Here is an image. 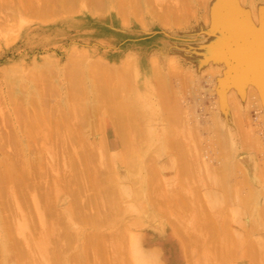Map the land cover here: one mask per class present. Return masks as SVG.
<instances>
[{
  "label": "rangeland",
  "instance_id": "1",
  "mask_svg": "<svg viewBox=\"0 0 264 264\" xmlns=\"http://www.w3.org/2000/svg\"><path fill=\"white\" fill-rule=\"evenodd\" d=\"M12 1L13 0L11 1L9 0V3L8 2L6 3V0L5 1L3 0L4 3L3 4L0 3L1 5L8 6V10L6 7L2 6L6 8L7 11L3 9L2 12L0 9L1 11L0 29L2 28V26L6 27V28L3 27L6 30H4L3 28L0 30V153L4 155L6 153L7 156H10V158L13 157L12 161L14 163L15 171L17 170V166L22 164V159L24 158L27 159V157L35 158V156L39 154H43V157L40 158L41 160L38 158V160L42 162H46L48 164V168H46L43 176L37 178L40 180L39 182L41 183L39 185L30 187L29 192H26L27 198L25 197V201L23 202L24 208L19 209V201L17 199H15V202H13V204L10 203L13 209V214L15 215V216L14 215L11 216L13 221H17L19 217H28V218L32 217L30 219L31 220L33 219L35 221L33 223L34 229L37 230L38 228L39 230V227L43 226L45 223L44 220H43L44 223L42 222V219H45V215L47 211L45 208L48 203L44 198H42L44 197L43 193L44 191L47 192L48 191L51 192L52 190L54 191V189L52 190L50 189L51 186L54 187V185H52L51 182L57 181L59 183L57 187L59 191L55 190L56 193L55 192L53 193V191L51 192L53 195L57 194L56 196H53L54 198L51 196L54 199V200L52 199L53 217L55 221H58V225L56 224L57 229L59 231L62 230L60 228L61 225L60 222L62 221L63 223L64 220L67 219L69 220V222H71V224L74 223L73 224L74 227L76 226L81 227L82 225L79 226L77 221L75 219L72 220V218L70 217L71 210L69 207L71 206V200L73 199V196L71 192L64 186L65 180L70 178L72 173L75 172V168L71 164H74V161L80 158L81 149H83L85 146H87L86 148H88L92 152V154L96 157V160L99 163H101L102 161H109V162L113 161L115 159V155L118 153L117 151L120 150L119 143H117L116 145L113 144L109 145L107 143V141L109 142V136L111 135L109 131L110 127L113 130L115 129V126L111 125L110 123L111 117L108 115H103L100 120L99 127L101 130L96 132V131H92L91 129L90 132L92 133L88 134L85 137L84 141L72 142L69 139V135L71 132H75L73 133L75 135L78 132L77 128H81V126L77 124L81 114L78 113L77 110L75 111V113L72 110L78 105L76 103L77 100L71 99L72 94H74L71 93L73 92L71 84L75 80L73 75L74 73L72 69H65L67 67L66 59L68 58L71 52L70 49L71 48L73 49V47L75 49L76 48L78 49L76 52V57H79L80 59L81 57H84L83 63H88L90 61L95 60L98 63L108 67H115V66L119 67L122 64L130 65V70H131L130 85L127 84L128 87L122 86L121 88L118 85L117 87L118 91L115 95H113L114 98L113 99L111 97L110 98L113 101L116 100L121 101L122 98L126 99V98H132L133 96H137L138 98L136 104L140 108L139 110L141 111V114L143 113L142 115L143 118H147V116L153 115V113L150 111L151 107L156 110V114L154 113V122L151 124V127L148 126V129L150 130V135H149L150 140L148 147L145 149L143 155L147 156L148 155L147 150L152 152L156 148L155 153L156 155L159 156L157 158L156 171L158 172L157 174L158 178L160 176V178L164 183L170 182V184H173L171 180L172 174L166 175V171H168L170 167L174 166V162L171 161L172 157L170 158V154H171L170 150L175 151L176 149L173 146L169 149L167 148L164 150H160V145L162 144V141L160 139L174 138V140L176 139L182 140L183 144L185 145L184 146L185 152L189 154L187 156L188 158H185L186 161L187 159L188 160L191 159L189 160L190 163V161L198 159V161H202V162L209 161V163L214 165L215 167L214 172H212V175L214 173L213 177L211 176V174L210 176L208 175L211 172L206 174L207 176H209L208 179H210V177L215 178L213 181H215L218 185L219 182V180H217L218 176L220 175L223 176L224 173L223 171L221 172V170L219 171L217 169V166L221 164V161H223V159H221L222 157L219 158L220 154L216 153L217 146L214 143L215 140L214 138L218 133L216 129L228 128L229 129L228 133L230 135L229 139L232 142V145L234 144L231 147V151L234 149V151L231 154L233 155L232 158L233 159L235 158L236 160H238V156H241V159L243 158L242 164L244 165L246 173H248L247 178L249 180L248 186H245L246 184L244 185V183L241 184L244 186V188L242 187L243 190L241 188L242 193L239 192L240 187L238 188L237 186H240V184L238 183H242L245 180L238 182L237 179L241 180L240 173H238L241 170L240 169L238 170V168L234 169L230 174L231 176L228 175L227 177L226 175V179L228 178L230 180H236L233 181L235 182L234 185L232 186L233 189L232 187H230L231 185L229 186V191L230 188L231 190H234V187L235 188L237 187L239 191L237 190V192H235L236 190H234V192L237 193V195H239L240 198H242L240 195L244 194V191L248 192V190H246L248 189L247 187H250L249 191L251 189V192L252 190H254L253 191L254 193L252 192L254 194V197L253 196L249 197L252 199L248 201V205L247 203L244 202V204H246L250 208V210L249 208L248 210L251 211L252 213H254L255 211L257 212L258 208H260L259 207L260 204L261 207L264 205V197H258L261 196L262 194H263L262 196H264L263 193L264 189L263 191L260 189V187L264 186L263 185L264 179L263 178L262 180L260 179L262 177L261 173H263L264 175V83H257L254 80L247 82L248 80L245 79H241L240 81L237 80L238 82L236 81V82L228 83L226 86H221L220 83L221 79L224 78L225 75L228 76L229 78L230 77L233 78L230 79L229 81L235 80L234 79L236 78L235 75H237L239 71H237V68L235 67H233V69L231 70L230 67L234 66L237 60L245 58L244 59L245 61L250 62L247 59L251 58L255 64L260 62H262V65L264 64V58L260 60L261 58H259V56L255 58L249 57L247 55L244 56L242 52V50L244 51L247 49V44L253 42L254 40L264 41V0H232L234 2V10H233L234 17L232 21L224 24H216L211 22L210 21L211 14L209 12H208V19H204L203 18L204 9L200 5H198L195 7L196 8L195 10L197 11L195 14L189 13L190 15L194 14L193 16L187 15L188 16L187 20L185 18L187 16L182 17L185 18L184 20L180 18L183 20V22L180 19L178 20L182 22V24L177 23L176 25L178 26H175L174 23L175 19H173L174 21H171L172 19H170L169 23L166 22L168 20L165 21L163 19L167 25L164 26L162 25L164 21L160 22L162 20L159 19L157 20V18H155L152 14L153 10L154 12H156L157 10L161 11L163 9V5L165 4L164 2L171 0H150L148 5L144 3L143 4L144 6L142 5L143 7H140L139 10L141 13L140 15L137 13L134 14L136 11L132 7H129L124 10L125 12H127L126 14H124V16L126 15V17H124L125 19H121L122 17L120 16V13L118 12V10H116V7L112 5H110L105 10H96L95 14L92 15V13H90L87 9H85V4L80 3V5L75 11L66 12L64 14L61 13V15L60 14H50L49 16L46 15V17L47 16L49 17L46 18V20L41 19V17H37L36 15H35L36 17H34L33 15H30L29 12H25V11H21V12L16 11L18 15L17 13H14L16 15L12 14L13 17L12 15L10 17V14H8L9 11L10 13L11 10L12 12H15L13 11L15 9L10 4ZM19 1L22 2L23 0H19ZM30 1L33 2V0ZM39 1L40 0H38V2ZM24 2H26V0H24L22 3ZM152 8L154 9L152 10ZM252 13H255L256 17H254ZM127 17H129L128 18L129 21H127ZM178 21L176 20L175 22ZM1 22H5L3 23L4 25H2ZM123 28L126 30H124ZM230 32L234 40L228 38ZM79 52L81 54L77 56ZM76 57L74 59H76ZM48 61H50L49 64H47ZM153 61H157L162 71L166 72L168 75H170L168 73L170 71L169 62L171 61L175 62L177 63L178 66L181 67L183 71L181 75L183 76V78L181 76L180 85H179L180 88L182 89L181 98L179 99L180 102L177 100V93L173 89H171L172 90L171 92L167 93L168 98L171 100V105L177 107L178 110L174 111L169 109L168 110L169 113H167V111L163 112L164 110L161 109V104L156 102V100L159 99V97L157 96L155 98V91L153 93L150 92L151 82H152L151 76L149 78V81L146 76L145 77L143 76L145 74L144 73L145 69H148V66ZM50 64H52L53 66H51ZM45 65L46 66L49 65V68L47 67L45 68ZM96 72H98V70L95 68V66H90L89 68L86 69L81 64V69L79 74L83 76V79L86 78L85 80L82 79V81L83 82L85 81V83L89 82V79L90 80L109 79V78H102L100 74ZM207 73H210V75L213 77L212 80L216 81V86L214 88L211 87L210 81H209L210 84L208 81H206L209 80L208 77L209 75ZM185 74H187L186 78H184ZM81 77H79L77 81L78 80L81 81ZM201 77H203V79H198ZM254 82L257 84L258 87L254 85ZM113 83L117 84L115 80L108 81V84L112 85ZM87 85L86 88H88ZM248 85H253L256 88V90H258V92L260 93V97H261L260 108H257L256 106L251 107L249 102H247V100H250V97L245 99L244 90ZM82 86L83 84H81V88L84 91ZM132 87L138 93H134L131 90ZM87 90L88 89H86V91ZM86 93H85L86 96H88V92ZM85 94L84 95L74 94V95L78 98L79 102L80 100L82 102L84 101ZM230 98H232L233 100L231 101V103H229L230 105L227 106L226 100H228L229 102ZM175 99L177 100L176 103H175ZM40 100L42 102H40ZM64 100L66 101V104ZM217 102H220V104H217ZM91 104L92 102H90V106ZM215 112H218L220 116H217L215 120H212V117L215 115ZM178 115H181L180 121L177 118ZM42 120H44V125H47V122H49L53 126V128H54L53 124H55L56 129L54 128L55 131H53L54 132L53 136H51L50 134L54 129L51 130V128L50 129L45 128L46 126H43V122L42 125L41 123H39ZM255 120H258L261 123V129L258 132V135L260 137L259 140H261V142L259 143L260 146L257 147V149L255 147L253 148L252 146H249L251 142L249 139L248 140L246 139L248 134L251 135L252 132L253 133L255 132L254 130H257ZM34 123L36 125L40 124V126H43L44 127L43 130L40 131L41 127L36 126ZM50 124H48L49 127ZM32 126H34V128ZM44 129H47L48 133H46L47 131L45 132ZM177 129H178L177 134L176 135L172 134V131L175 132ZM31 130L32 131L35 130V135L36 133L39 134L38 136L42 135V138L41 137H40L41 139L38 138L39 140L37 141L38 136L32 135L30 133ZM106 130H108L107 135H106ZM41 132H45L43 133L45 135H43ZM79 132L84 133L85 131L83 130V132L81 131ZM114 132L116 133L115 130L113 131V133ZM43 136H46L49 139H45V137ZM79 136H81V134H79ZM15 138H21V141L17 142ZM241 138L246 140V144H245L246 146L244 148H242L243 145H241L240 143ZM23 139L24 141H22ZM30 139H34V141ZM35 141H37V143ZM190 146L196 147L193 150L196 149L194 152L195 154H198V156L193 155V150L189 149ZM214 156H218V158H214ZM245 158H246V162H243ZM49 164L52 165L49 166ZM76 165H80V167L83 166V164L81 165L80 163ZM190 165H192V163ZM92 168L96 169L95 165H93ZM192 168L191 170L189 169V171H191L189 173L192 172L195 173L196 171L195 174L197 175V172L199 170L195 169L194 166ZM197 168H201L202 173L206 172L205 170H203L202 164L200 162H198ZM255 168L258 177H256L257 174L255 172ZM186 173L187 172H185V174ZM189 173L188 175L184 174L185 175L184 176L183 174H181L180 176L183 175L184 177L183 176L182 177L185 179L186 176H191ZM202 173H200L199 171V175ZM192 175L194 179L197 180L196 179L197 177H195L194 174ZM175 177L176 174L173 173V178L175 179ZM189 178L191 180H187V181H189V184L190 181H192V187H194L193 191L195 190L194 192L196 193L197 190L198 193L196 194L198 196V199H196L197 198L196 195H194L196 197H193V194H195L194 192L188 191L189 189L192 190L191 189L192 187L188 189L189 185L186 183L187 182L185 181L186 179L185 180L182 179V181L180 179V182L175 183L176 185L175 184L173 185L176 186V188H178L181 185L182 186L185 185L183 188L184 191L187 193H185L184 195L185 196L187 195L188 197V193L191 192V194L192 193L193 194L191 195L192 197L190 200L194 202L193 204L196 203V201L193 200L194 198L198 200V203L201 202L199 203V209H197V213H192V214H197L198 216L197 219L203 218L206 221H211L213 223L218 224L217 221L220 218L218 217L217 214L218 211L216 213L215 211L218 210V207L221 206L224 207V208L221 207L224 213L223 212L220 213L221 211L219 210L220 217L222 214L221 217L222 220L220 219L219 221H221L224 224L225 228L228 227L229 228L231 227V229L233 228L232 230L229 228L224 230L228 232V235L230 234L229 236L234 234L236 238L246 236L247 237L246 238L247 242H245L246 244H244V240L241 239L243 243L241 242L240 244L236 243L237 245L238 244L239 245L233 246L232 244L234 243L233 242L231 243V240L235 242V240H233L235 237L233 239L228 237L229 239L227 240L229 242L225 240L224 243L225 242H228L229 244L231 243L233 247H230L229 244L228 245L225 244L226 246H224V244L222 243L223 246L222 245L221 246L223 248L221 247V253L223 251V254L218 255V257L216 258L215 256H213L214 257L213 259H211V257L205 258V256L203 257V254L199 255V253H197L198 247H192L190 249L188 247L187 249L189 250H185L182 244V238L175 235L174 229L177 227L178 229H181L179 231L184 232L187 228H189L188 226H186L188 225V223L185 222V224H183L184 220H182L180 222L181 224L180 225L178 223L175 224V221L179 219L178 216L179 217L181 216L182 217V218L180 217L181 219H185V221H188V219L192 215L191 216L189 215L190 217L189 216L187 217L184 214L186 209H184L183 207L181 210H179V212L173 211L172 209L171 212L170 210L167 211L164 208V206L168 207L170 205L167 202L163 203L164 205H161V207H163L164 210H166L167 212H164V214H160V212L156 213L158 212L156 211L154 213V216L150 218L148 216H145L144 211H142V209L138 211L136 209L133 210L132 214L130 212L131 215L125 213L133 217L134 219L136 216H140L139 211L143 212L140 213L141 215L144 214L143 216H140L143 217L140 218L141 220L138 219L139 217H136V219H138V221L140 222L142 221L143 224L137 226L136 224H138L137 223L138 221H136L134 228L131 229L132 232L134 234H141V233L147 234L149 232L151 239L156 241L163 235L166 229L170 230L174 234L177 240L173 236L174 239L177 242L181 243L182 245L181 247H183L182 248L183 252L185 251L182 260L183 264H264V235H263L264 229L261 228L264 225V218H263L264 215L263 217L259 218V215L256 213L255 214L257 216L253 215L252 213H249L250 214L249 216L248 213L246 212V208L244 206H241L243 203L241 199H239V197H237L236 194H232L234 197L236 195L235 197L236 200L242 202L240 204L238 203L239 204L238 206L237 204L235 205L238 208L241 207L244 209L243 211V209L240 208L238 209L237 207H235V205H232L233 203H237V202H234V199L232 200L231 198L232 201L229 200V202H227V204L229 203V205L227 206L231 205L233 206V208H235L233 210L236 214L235 213L233 214L241 217L238 219L243 218L245 220H247L248 217L249 218L251 217V219L253 220L252 217L254 216L255 219L253 220V222L254 221L257 222L258 221L257 219H259L260 224L258 221L257 225L255 224L256 227L254 225V227L250 226L251 227L250 228L249 222L251 221L250 225H252L251 219L250 221L244 220L245 221L244 222L243 220L240 221L237 218H234L233 215H231V217L237 219V221L234 220V222L236 221L235 224L232 223L233 219L232 221L229 222L227 219L231 220L230 214H232L233 210L231 213L229 212L231 211L232 207L230 206L226 208L224 204L220 203L221 206L217 204L218 207L214 205L215 208L212 209L213 205L208 202L206 198L207 196L206 194L210 191V192H216L219 195L227 193L226 195L230 196V194L234 192L233 191L226 192L223 189L220 190L219 185L217 187L216 184H215L216 187L214 185H211V187H209L206 185L207 183L204 185L201 184L203 185L202 187L201 185L196 183L197 181H195L192 178V176ZM255 179H257V181H260L259 183L263 186L254 183ZM183 181H185V184H183ZM206 181H208L207 178ZM194 182L195 184H193ZM230 183L232 184V182ZM193 185H198L197 186L198 188L201 186L204 189L201 188L199 189L200 191H198V188ZM76 186L77 184L73 185V187ZM185 187L187 188V191ZM170 188L172 190V187ZM183 188L181 189L183 190ZM256 189H260L262 193L260 194V192L259 193L258 191L256 192ZM184 191H182V193L179 192V194L183 195ZM204 191L206 192V194ZM232 195L230 197H233ZM187 197L185 198L188 199ZM79 198L81 201H84L83 196H80ZM126 200L129 203L130 199L126 198L125 201ZM190 200L188 199L186 201H190ZM42 201H44V205L42 204ZM186 201H184L185 204L184 207H187L186 205L187 203L189 205V202ZM192 201L190 202L192 203ZM230 201L232 204H230ZM256 201L259 204L258 207ZM128 203L125 204L128 205ZM204 203L209 205L211 204L210 205L211 208H208L210 206L208 207L205 206ZM193 204L192 205L190 204V206H188L190 207V209H188L187 207L188 211H191L192 209L198 207ZM201 204L202 207L205 206L208 209H210V215L211 213L213 215L217 214L218 219L217 217L213 219L209 215V210L203 209L201 207ZM196 205L198 204L196 203ZM251 205L257 207V208L255 207V211L253 210L254 207L252 208L250 207ZM132 207H136V205ZM37 208L42 212L44 211L43 213L39 211L41 214H43V218L41 220L39 218L40 221L38 219L36 221V218L33 217V216L37 217L36 216L38 210ZM225 208L229 213V217L224 216L225 218H223V214L224 215L228 214L227 212L225 213ZM228 208L230 209V211ZM49 209H50V205H49ZM91 210L94 211V209ZM198 210L204 212L205 210H207L208 216L204 215L203 212V215L206 217H202L203 215H200L202 214V212L198 214L200 212ZM211 210H214L213 211L214 213ZM135 211H137L138 213ZM180 212L183 215H180L179 214ZM187 213L190 214L191 212H187ZM155 214H157L158 216L160 215V218L157 217ZM64 215H66L67 219L64 218ZM144 217L147 219H145ZM127 218H125V220H127ZM169 219L171 221V224L169 223L170 222ZM225 219L229 222V225L228 223H226L227 221L224 223ZM177 221L179 222L180 220ZM239 222H242L239 224L242 225L240 226L241 228L237 225ZM88 223L86 225H83L82 227L85 226L86 230H92L91 223L90 222ZM26 226H27V219H26ZM44 226L47 225L45 224ZM115 227L116 226L114 223L111 226L101 225V227H99V231L101 232L99 233H101L102 235L99 234L100 236L98 237V239L101 240L103 238V235L107 234L110 230L115 229ZM199 228L201 227L200 226L197 227L198 230ZM236 228L239 231V235L241 234V236H237L238 231L234 232L235 231L234 229ZM253 228H255L254 229L255 231H253ZM41 229L42 228H40L41 232L38 231L40 233V237L38 238H41V235L46 232ZM57 229L55 230L52 229L53 232L50 233L51 240H53L52 239L53 235L57 237L59 233L57 232L58 231ZM250 229H252V231ZM29 230L25 231V233L22 234L14 229L12 235L14 243L18 246H24V244L26 243L24 246L26 248L28 247V245L30 246L29 249L31 251L29 252H32V257H33L32 261H31L32 257L30 258V262H31L30 264H52L48 256L44 253V251L41 248L36 249L35 247L36 250L35 251L32 250L34 249L32 243L37 240V238H35V234L36 236L39 234H37V232L35 231V234H33L34 236L31 237H34V239L36 240L32 239L34 241L28 242V238L30 237L28 235H32L29 234L30 232ZM32 231L30 233H32ZM199 232L207 236L204 230ZM111 233L112 232L110 231V234ZM256 233H258V235H256ZM59 236H61L62 239L64 238L65 242L69 240V237H64V235H59ZM248 237L249 238L251 237V240H248L249 239ZM53 238L55 237L53 236ZM15 239L17 241H15ZM30 239L31 238H29V240ZM114 239H115L114 237L111 238V236H109L108 239L109 243L107 248L105 249L107 250L106 254L108 256H110L111 253L113 254L112 252L113 247L110 245V242H114ZM59 240L60 242H58V245L60 244V246H64L65 245L64 240H61V238ZM183 240H185V238H183ZM53 241L49 240L50 248L58 246L57 243L56 245L55 244L51 245ZM81 241H82V237L75 238L70 244V248L68 247L67 253L73 254L75 252V249H77L79 242ZM250 243L252 244V246L249 247ZM247 244H248L247 246L248 249L250 248L255 249L254 250L255 253L252 251L253 252L252 254L251 253H248V255L246 253L243 254L244 250L241 251V249L242 247H244V245L246 246ZM126 245L127 244L123 243V245H121L120 247V250L122 249L121 254L123 253L122 255L124 260H126L128 256L127 254L128 247H125ZM235 247H237L239 252ZM223 249L224 250L227 249L226 251L235 249L236 251L234 253H231L234 250H232L231 252L229 251L231 254L226 255L228 252L224 251ZM158 251H161V249H159ZM240 251L242 252L243 255L240 253ZM90 254L86 256L87 257L86 261L88 264L94 263L93 261L95 260L93 254H91V256ZM0 256L1 258L3 257L2 255ZM88 256L90 257L88 258ZM150 262L151 263L154 262L156 264L157 262H159V264H171L170 261L165 262L163 260H159L158 257H155V259H152V261L150 260ZM123 264H129V263L128 261L127 263L124 261Z\"/></svg>",
  "mask_w": 264,
  "mask_h": 264
},
{
  "label": "bare ground",
  "instance_id": "2",
  "mask_svg": "<svg viewBox=\"0 0 264 264\" xmlns=\"http://www.w3.org/2000/svg\"><path fill=\"white\" fill-rule=\"evenodd\" d=\"M7 2L9 3V0H6V3ZM22 2H20L19 0H13L10 3L12 5V7L15 9V10H13L15 12H12V10H11V13H10V11H9L8 14H10V17L12 14L17 13L16 11H20V12L25 11V12H29L30 15H33L34 17L37 16V17H41V19L46 20V18H49L48 16L50 14H60L61 15V13L64 14L66 12H73L78 8L80 3H84L85 9H87L90 13H92V15L95 14L96 10H105L110 5H112V6L116 7V10H118V12L120 13V16L122 17L121 19H125L124 17H126V15L124 16V14L127 13L124 11L125 9L132 7L136 11L134 14L137 13L140 15L141 14L139 11L140 7H143L144 3L148 5L150 0H40L39 2H38V0L37 1L33 0V2L30 0L29 1L26 0L27 3L26 2L22 3ZM0 3L3 4L4 3L3 0H0ZM164 3L165 4L163 5V9L161 11H158L155 8L157 11L154 12V10H153L154 8H152L153 16L155 18H157V20L158 19L162 20L160 22H163L164 20L165 21L168 20L166 22L169 23L170 19H172L171 21H174L173 19H175V21L176 20L178 21L180 18L187 16V15H190L189 13L195 14L197 12L195 10L196 9L195 7L198 5H200L204 9L203 18L208 19V12H209L211 14V20L210 21L213 23H216V24L229 23L230 21L233 20V17H234V12H233L234 2L232 0H174V1L171 0V1H166ZM1 4H0L1 11L3 9H5V11H7L8 6L1 5ZM6 5H8V4H6ZM11 5H9V6H11ZM2 6L6 7L7 10H6V8H4ZM149 6H150V4H149ZM1 11H0V13H1ZM252 14L254 17H256L255 13H252ZM14 15H16V14H14ZM17 15H18V13H17ZM46 15H48V16L46 17ZM193 15H190V16H193ZM12 17H13V15H12ZM128 18L129 17H127V21H129ZM185 18L187 20L188 16ZM185 18H182V19L184 20ZM2 19H4V18H2ZM182 19H180V20H182ZM183 20H182V22H183ZM165 21L162 24L164 26L166 25ZM175 21H174L175 26H178V25H176L177 23L182 24V22H180V21H178V22H175ZM3 23H5V22H1L2 25H4ZM3 27H5V26H2V28ZM5 28H3V29L6 30ZM14 28H15V26H14ZM124 28H126V27H124ZM124 30H126V29H124ZM228 38L234 40L231 32L229 33ZM71 49H70L71 52H70L68 58L66 59L67 60V62H66L67 67L65 68V69H72L73 73H74L73 75H74L75 80L71 84V87L73 90V92H71V93H74L76 95H78V94L84 95L86 92H88V96H86V94H87L86 93L85 97H84V101L81 102V100H80V102H79L78 98L74 94H72L71 99L77 100L76 103L78 104L72 110L74 111V113L77 110L78 113L81 114L80 119L77 122V124H79L81 126V128H77L78 132L75 130L77 132V134H75V135L73 134L75 132H71L69 135V139L72 142L84 141L85 137L88 134L92 133V132H90L91 129H92V131H96V132L101 130L99 127L100 120H101L103 115H108L111 117L110 123H111V125L115 126L114 130L116 131V133L115 132L113 133L114 130L109 126L110 127L109 131H110L111 135L109 136V142L107 141V143L109 145L110 144L116 145L117 143H119L120 144V150L117 151L118 153L115 155V159L113 161H111V162L102 161L101 163H99L96 160V157L92 154V152L88 148H86L87 146H85L83 148L84 150L81 149L80 158L78 160H75L74 164H71L75 168V172L72 173L70 178L65 180L64 186L71 192V194L73 196V199L71 200V206L69 207L71 210L70 217L72 218V220L75 219L77 221V223L79 224V226L86 225L88 222H90L92 230H86L85 226L84 227H82V226L81 227H77V226L74 227V225H73L74 223L71 224V222H69V220L67 219L66 215H64V218H66L67 220H64L63 223L61 221L60 222L61 225L59 223L60 228L62 229L60 231L57 229L58 221L54 220L53 212H52V205H53V200H54L53 196H56L57 194L53 195L51 192L53 191L52 189H54L53 193L54 192L56 193V191H59V189L57 188L59 183L57 181L51 182V184L54 185V187L53 186L50 187V185H49L50 189L52 190L51 192L50 191H48V192L44 191V193H43L44 197H42V198H44L46 200V202H48L46 208L44 207L47 210V211L45 210L46 215H47V216L45 215V219H42L43 214L40 213L42 211H40L38 208H37L38 210H37V214H36L37 217L33 216L34 218H36V221H37V219L39 220V218H40V220L42 219V222L44 220L45 223L44 222L43 223H44V225L46 224L47 226H44L43 223H42V225L44 227H47V228H44L43 226H41V227H39V230H38V228H37V230H35L34 224H33L35 221L33 219L32 220L30 219L32 217H30V218L19 217V219L17 221H13L12 217H11L14 215L11 204H13V202H15V199H17L19 201V209L24 208L23 202L25 201V197L27 195L26 192H29L30 187L35 186V185H39L41 183V182H39L40 180L37 178L40 176H43L46 168H48V164L46 162L40 161L41 160L40 158L43 157V154L36 155L35 158L27 157V159H25V158L22 159V164L17 166V170L15 171L14 170V163L12 161L13 157L10 158V156H7L6 153H5V155L0 153V232H1V235H0L1 236L0 237V255L3 256L2 258L0 256V264H30L31 263L30 258L32 257V252H29V251H31L29 249L30 246L28 245V247H27L29 249L28 250L26 247H24L26 243L24 244V246H18L14 243L13 237H12L14 229L17 232L22 233V234L25 233V231H28L29 229H30L29 231L31 232L33 229L34 232L33 231H32V233L29 232V234H32V235H28V236H30L29 238H31L30 240L28 238V242L36 240V239H34V237H31V236H34L33 234H35V231H36L37 234H39V235L36 236V234H35V238H37V240L32 243V246L34 248L32 250L35 251L36 249L41 248L44 251V253L48 256V258L50 259L52 264H88L86 261L87 260L86 256L88 254H90V252H91V254H93V256L95 258V260L93 261L94 263H92V264H123L124 261L126 263L128 261L129 264H148L150 262V260L152 261V259H155V257H158L159 260H163L165 262L170 261L171 264H183L182 260H183V254L185 251L183 252V249H182L183 247H181L182 246L181 243L176 241L177 240L176 237L174 236V234L170 230L164 229L165 231H164L163 235L159 239H157L156 241L151 239L149 232L147 234L146 233L145 234H142V233L141 234H134L131 230L132 228H134L136 221H138V219H140V218H143L140 216H143L144 214H145V216H148L150 218V217L154 216V213L156 211H158L156 213L160 212V214H164V212H167L168 210H170V212H171V209L173 211L179 212V210H181L182 207L184 209H186V211H185L186 213L191 212L190 214L189 213L186 214L184 212V214L187 217L189 215L190 216L192 215L191 217L189 216L190 218L188 219V221H185V219H181L182 218L181 216H180L181 218L178 216L179 219H177V220H180L179 222L177 220L175 221V224H177V223L180 224V222L182 220H184V223L182 222L183 224H185V222L188 223V225H186V226H188L189 228H187L185 230L186 233L184 230H183L184 232L179 231L181 229H178L177 227L174 229L175 235L182 238V244L184 246V249L189 250L192 247H198L197 253H199V255L203 254V257L204 256H205V258L211 257V259L214 258L213 256H215V258H216V257H218V255L223 254V251L221 253V247L223 246L222 243L224 244V246H226L229 244L228 243L229 241L227 239H229V238L233 239L234 237L236 238V236L234 234L231 235L233 237L229 236L230 234L228 235V232L226 230H224V229H228L229 227L225 228L224 224L221 221H219L222 217V214H221V217L219 216V214L222 212L224 213V211L222 210V208H224V207H222L220 205V203L224 204L227 208V207L231 206V205L227 206V205H229V203L227 204V202H229V200H231V198H232V200L234 199V202H237V203L232 204L231 203L232 200H231L230 204H232V205L237 204V206H238L240 203L243 202L241 206H244L246 208V212L250 216L249 213H252V212L249 211L250 208L247 205H248V201H250V199H252L249 197H252V196L254 197V194H253L254 190H252L253 193L251 192V189L249 191L250 187H247L248 189H246V190H248V192L244 191V194L240 195L242 198H240L239 195H237V193H235L238 190L237 187L238 188L240 187L239 188L240 191L238 190L239 192H241L243 190L244 186L241 184L244 183V185L246 184L245 186H248L249 180L247 178L248 173H246L244 165L242 164L243 158L241 159V156H238V160H236L235 158L234 159L232 158L233 155H231V154L234 151V149L231 151V147L234 144L232 145V142L229 139V137H230V135L228 133L229 129L228 128L216 129L218 131V133L214 138L215 139L214 143L217 146V148H216L217 152L216 153L220 154L219 158L222 157L221 159H223V161H221V164H219L217 166V169L219 171L221 170V172L223 171V173L225 174V176H224V174H223V176L217 175L218 176L217 180H219L218 185L220 187V190L223 189L224 191L228 192L229 186L231 185L230 187H232L235 183L233 181H236V180H230L228 178L226 179V175L228 177V175H230L232 173V171L236 168H238V170L239 169L241 170L240 172H238V173H240V179L241 180L237 179V181L238 182H240L242 180H245V181H243L242 183H238V184H240V186H237L236 188L234 187V190H236L235 192H234V190H231V188H230V191L231 192L233 191L234 193H231V194L228 193V194H230V196L232 194H236L237 197H239V199H241L242 202L235 199L236 195H235V197L232 195L234 197L233 198V197H230L229 195H226L227 193L219 195L216 192H210L209 191L210 193L208 192L206 194V192L204 191L205 194L207 195L206 198H207L208 202L213 205L212 209H214L215 208L214 205L217 206V204H219V206L222 207L221 208V207L217 206L218 210H216L217 208L215 209L216 210L215 213L218 211L217 214H218V217L220 218L217 221L218 224H216V223H213L211 221H206L203 218L197 219L198 218L197 214H192V213H197V209H199V203H201V202L198 203V200H196V199H198V196L196 194L198 192H197V190H196V193L194 192L195 190L193 191L194 187H192V181H190L191 186L189 184V181H187V180H191L189 178L191 176L194 179V177L192 175V174H194V176L197 177L196 178L197 180H195V179L194 180L197 181L196 183H198L199 185H201V184L204 185L207 183L206 185L209 187H211V185H214L216 187L217 183L215 181H213L215 178L210 177V179H208L210 174L212 177L214 175V173L212 175V172H214V168H215L214 165L209 163V161L208 162H206V161L202 162V161H198V159L192 160L189 163V160H191V159H189V160L187 159V161L185 159V158H188L187 156L189 154L187 152H185V147H184L185 145L183 144L182 140H177V139L174 140V138L173 139L172 138L171 139L161 138L160 140L162 141V144L160 145V150H164L167 148L169 149L173 146L176 149L175 151L170 150V152H171L170 158L172 157L171 161L174 162V166L170 167V169L168 171H166V175L172 174L171 180H172L173 184L180 182V179H181V181H182V179L183 180L186 179L185 181H187L186 183L189 185V187L187 186L188 189L190 187H192L191 188L192 190L189 189L188 191H192L195 193V194L192 193L193 197L197 196V198L196 199L194 198L193 200H195L198 205H196V203L193 204L194 202L192 200H190L192 197L191 192L188 193V197H187V195L186 196L184 195L185 193H187L184 191V188H183L185 185L184 186L181 185L182 187L179 186L180 188L177 186L178 188H176V186H174L173 184H170V182L164 183L162 181V179L160 178V176L158 178V175H157L158 172L156 171L157 170V158L159 157L155 153L156 148L152 152L147 150V153H148L147 156L143 155L145 149L148 147L149 140H150V136H149L150 130L148 129V126L151 127V124L154 122V113L156 114V110L151 107L150 111L153 113V115H149V116H147V118H143V116H142L143 113L141 114V111L139 110L140 108L136 104L137 98H138L137 96H133L132 98H126V99L122 98L121 99L122 102L119 100H116V101L111 100V98L112 99L114 98L113 95H115L118 91V89H117L118 85L120 86V88L122 86L128 87L127 84L130 85V74H131L130 65L129 64H127V65L122 64L119 67H116V66L115 67H108V66H104V65L98 63L95 60L90 61L88 63H83L84 57H81V59L79 57H76V52L78 49L77 48L75 49L74 47H73V49H75V50H73V49L71 50ZM242 52H243L244 56L247 55V56L252 57V58L259 56V58H261L260 60H262L264 58V41L263 40H254L253 42L247 44V49L244 51L242 50ZM80 54L81 53L79 52V54L77 56H79ZM75 57H76V59H74ZM244 59L245 58L237 60L235 65L230 67L231 70L233 69V67H235V68H237V71H239L238 74L235 75L236 76V78H234L235 80L229 81L230 79H233V78L232 77L229 78L228 76L225 75V77L223 76L224 78L221 79V82H220L221 86H226L228 83L236 82L237 80L240 81L241 79L248 80L247 82L254 80L257 83H264V64L262 65V62L255 64L251 58L247 59L250 62H247ZM44 63H46V62H44ZM49 63H50V61H48L47 64H49ZM81 64L86 69L89 68L90 66H95V68L98 70V72H96V73H99L102 78H109V79H103V80L102 79H95V80L89 79V82H87L88 83V85H87V83H85V81L84 82L82 81L83 76L79 74L80 69H81ZM50 65L53 66L52 64H50ZM42 66H44V65H42ZM169 66H170V71L168 73L170 75H168L166 72L162 71V69L158 65L157 61H153L148 66V69H145V71H144L145 74L143 76V77L146 76L148 78V81H149V78L151 76L152 82H151L150 92L153 93L155 91V98L157 96L159 97V99H157L156 102L160 103L161 109L164 110L163 112L167 111V113H169L168 112L169 109L174 110V111L178 110L177 107H175L174 105H171V100L168 98L167 93L171 92L172 91L171 89H173L177 93V100L179 101V99L181 98V94H182V89L180 88L179 85H180V78L182 76L181 74L183 72L181 67L178 66L177 63H175V62H172V61L169 62ZM46 67L49 68V65H47V66L45 65V68ZM132 67H133V65H132ZM207 74L209 75V76L207 75L209 77V80H206V81H208V82L210 81L211 84H210V82H209V84L211 85L212 88H214L216 86V81L212 80L213 77L210 75V73H207ZM203 75H206V74H203ZM230 76H231V74H230ZM79 77H81V81H79V80L77 81V79ZM186 77H187V74L184 75V78H186ZM203 77L198 78V79H203ZM182 78H183V76H182ZM85 79H83V80H85ZM112 80L113 81L115 80L117 82V84L116 83H113L112 85L108 84V81H112ZM84 83H85V85H84ZM81 84H83L82 87H83L84 91L81 88ZM86 85L88 88H86ZM254 85L256 87H258L255 82H254ZM86 89H88V90L86 91ZM131 90L134 93H138L136 90H134L133 87L131 88ZM210 90H211V88H210ZM212 90H214V89H212ZM56 92H58V91H56ZM244 95H245V99L250 97V100H247V102H249L251 107L252 106H256L257 108L261 107L260 93L258 92V90H256V88L253 85H248L246 87V89L244 90ZM59 100H61V99H59ZM65 100H67V99H65ZM177 100L175 99V103L177 102ZM232 100H233L232 98H230L229 102H228V100H226L227 106L230 105L229 103H231ZM62 101H63V99H62ZM40 102H42V101L40 100ZM90 102H92L91 106H93V107L90 106ZM125 102H127V103H125ZM65 104H66V101H65ZM217 104H220V102H217ZM141 116H142V118H141ZM217 116H220V115L218 112H215V115L212 117V120H215ZM177 118L180 121L181 115H178ZM95 120H97V121H95ZM64 121H62V122H64ZM42 122H43V126H46L45 128H47V129L51 128V130L54 128L56 129L55 124H53L54 125V128H53V126L49 122H47V125L50 124V127H49V125L48 126L44 125V120L40 121L39 123H41V125H42ZM60 122H61V119H60ZM255 124H256L257 130H254V131L257 134L255 132L254 133L252 132L251 135L248 134L246 139L247 140L249 139L251 142V144L249 146H252L253 148L255 147L257 149V147L260 146L259 143L261 142V140H259L260 137L258 135V132L261 129V123L258 120H255ZM36 126L41 127L40 131H42L44 128L43 126H40V124L36 125ZM32 127L34 128V126H32ZM82 128L85 131L84 133L79 132V131L83 132ZM47 129H44L45 132L47 131L46 133H48ZM55 129L52 130L51 134L49 133L51 136H53V133H54L53 131H55ZM51 130H50V132H51ZM37 131H39V130H37ZM107 131L108 130H106V135H107ZM32 132H34V133H32ZM45 132H41V133L43 134ZM177 132H178V129L175 132L172 131V134L176 135ZM30 133L34 136L39 135L37 133L35 135V130H33V131L31 130ZM79 134H81V136H79ZM93 134H95V133H93ZM43 135H45V134H43ZM46 136H48V135H46ZM46 136H43V137H45V139H49ZM51 136H49V137H51ZM40 137L42 138V135L37 137V141L39 140L38 138H40ZM15 139L17 140V142L21 141V138H15ZM45 139H43V140H45ZM65 139H66V137H65ZM67 139H68V136H67ZM30 140L34 141V139H30ZM22 141H24V139ZM37 141H35V142L37 143ZM240 141H241L240 142L241 145H243L242 148H244L246 146L245 145L246 140L241 138ZM196 144H197V142H196ZM194 148H196V147L190 146L189 149L193 150ZM195 150H193V155L198 156V154H195V152H194ZM38 158L40 160H38ZM214 158H218V156H214ZM198 162H200L202 164V168L206 172L202 173L201 168H197ZM243 162H246V158L244 159ZM78 163H80L81 165L83 164L84 167L83 166L80 167V165H76ZM191 163H192V165H190ZM51 165L52 164H49V166H51ZM93 165H95L96 169L92 168ZM193 166L195 169L199 170L200 173H202L203 175L202 174L199 175V171L197 172V175L195 174L196 171H195V173L194 172L189 173V172H191V171H189V169L191 170V168ZM185 172H187V173L185 174ZM209 172H211V173H209ZM255 172L257 174L256 168H255ZM173 173L176 174L175 179L173 178ZM177 173H178V175H177ZM188 173L191 176H186L184 179L183 177L185 175H188ZM206 173H209L208 174L209 176H207ZM181 174H183V175L185 174V175L184 176L182 175L183 176L182 177V176H180ZM261 174H262V177L260 176L261 178L260 177L259 178L262 180V178L264 179V175H263V173H261ZM205 177L207 178L208 181H206ZM256 177H258V174L256 175ZM234 179H236V178H234ZM56 180H58V179H56ZM87 181H88V183H87ZM185 181H183V184H185ZM229 181L232 182V184ZM259 182L260 181H257V179H255V181H254V183L259 184L260 186L264 185V180H263V185H261ZM210 183H212V184H210ZM254 183H253V185H254ZM74 184H77V186L73 187ZM193 184H195V182ZM203 185H201V186L203 187ZM206 185H205V187H206ZM218 185H217V187H218ZM193 186L197 187L198 185H193ZM201 186L199 188L197 187L198 191H200L199 189L202 188ZM170 187H172V190ZM263 187H260V189L262 191L264 189ZM181 188H183V190ZM241 188H242V190H241ZM185 189L187 191L186 187H185ZM202 189H204V188H202ZM232 189H233V187H232ZM260 189H256V192L258 191V193L260 192V194H261L262 191H260ZM206 190H208V189H206ZM182 191H184V193H183L184 197H183V195L179 194V192L182 193ZM241 193H239V194H241ZM263 193H264V191H263ZM49 194H50V197H49ZM194 195H196V196H194ZM262 195L258 196V197H264ZM80 196L84 197V201L80 200V198H79ZM185 197H187L190 201H192V203L190 201H186L188 199H186ZM126 198L130 199L129 203L127 202V200L125 201ZM183 198H185V199H183ZM244 199H246V200H244ZM184 201L189 202V205H188V203L186 204L187 207L190 206V204L191 205L193 204V205L198 206V207L192 209L191 211H188V209H190V207H188V209H187V207H184L185 206ZM121 202L122 203H124V202L128 203V205H126L125 203H124L125 204L124 205ZM166 202L170 204L169 205L170 207L164 206V208L167 211L164 210L163 207H161V205H164L163 203H166ZM244 202L247 203V205L244 204ZM42 204L44 205V201H42ZM202 204H201V207H202ZM250 204H252V203H250ZM49 205H50V209H49ZM134 205H136V207H132ZM204 205L207 207L210 206L209 204H205V203H204ZM258 205L259 204L257 202V207H258ZM260 205H259V207L261 209L260 208H258V210L256 209L257 212L255 211L256 206H252V205L250 206L251 208L254 207L253 210L255 212L252 214L253 215L258 214L259 218L263 217V215H264V207H263L264 205L262 207ZM237 206L235 205V207H237ZM204 207H202V208L203 209L211 208V206L208 208L207 207L204 208ZM231 207H232L231 211L228 208L230 211L229 213H231L232 210L235 209V208H233V206H231ZM226 208H225V213L227 212ZM239 208L243 209L241 207H239ZM248 208H249V210H248ZM91 209H94V211H92ZM135 209L137 211L141 210V209H142V211H144L143 215L140 214L142 211H139L140 216H136V217H139L138 219H136V217L134 219L133 217L129 216L132 214V211ZM42 210H43V208H42ZM208 210H209V215H210V209H208ZM137 211H135V212H137ZM198 211H200L198 214H200L202 212V214H200V215H203L204 211H201V210H198ZM211 211L213 212L214 210H211ZM243 211H244V209H243ZM130 212H131V214H130ZM125 213H128L129 215L125 214ZM137 213H135V214H137ZM207 213H208V211L205 210L204 215L208 216ZM229 213L225 214V215L223 214V218H225L224 216L229 217ZM233 213H235L234 210H233L232 214H230L231 220L230 219H227V220L230 222L233 219L232 223L235 224L237 219L241 218V217H239L238 215H234ZM179 214L183 215V214H181V212ZM217 214L213 215L211 213L210 216L214 219L215 217H217ZM155 215L160 218V215L159 216L157 214H155ZM204 215L202 217H206ZM231 215H233L234 218H237V219L232 218ZM260 215H262V216H260ZM127 216L129 219L127 218ZM218 217H217V219H218ZM125 218H127V220H125ZM248 218H247V220L250 221L251 217L249 219ZM252 218H253V220L255 219L254 216ZM26 219H27V226H26ZM145 219H147V218H145ZM154 220H156V219H154ZM162 220H164V219H162ZM165 220H167V219H165ZM227 220L225 219L224 223ZM234 220H236V221L234 222ZM238 220L244 221L245 219L242 218V219H238ZM247 220H245V221H247ZM253 220H252L253 226L250 225V223H251V221H250L249 227L250 226L254 227V225L255 224L257 225V222L259 221V219H257L258 220L257 222H255V221L253 222ZM169 221H170V219H169ZM228 221L226 223H228V225H229ZM242 222H239L237 225L239 227L242 226V225H239ZM39 223H41V222H39ZM113 223L115 224L116 227H115V229L110 230L112 233L110 234V231H109L108 233L110 235L107 233V234H105L106 237H105V235H103V238L101 240H99L98 237L100 235H102L101 233H99V232H101V231H99V227H101V225L111 226ZM137 223H138V224H136L137 226L143 224L142 221L141 222L138 221ZM169 223L171 224V221ZM169 223H168V225H169ZM259 224H260V221H259ZM157 225H158V223H157ZM237 225H236V227H237ZM256 225H255V227H256ZM262 225H260V226H262ZM199 226L201 228H199V230H198L197 227H199ZM233 226H235V225H233ZM40 228H42L41 230H44L46 232L41 235V238H38V237H40V233L38 232V231H40ZM257 228H258V226H257ZM261 228L264 229V225ZM261 228H259V229H261ZM52 229H54V230L57 229L58 231L57 230L56 231L59 232L57 237L55 235H53L55 237V238H53V236H52V239L54 241L51 240V238H50L51 237L50 233L53 232ZM200 229H203L204 232L207 234V236L204 234H201L199 231H203V230H200ZM229 229H231V227ZM254 229L255 228H253V231H255ZM234 230H235L234 232L238 231L237 228ZM250 230L252 231V229H250ZM152 233H154V232H152ZM237 234H238L237 236H241V234L239 235V231L237 232ZM59 235H64V237H69V240H67V242H65V239L64 238L62 239V237ZM256 235H258V233H256ZM263 235H264V233H263ZM109 236H111V238L112 237L115 238L114 242H110V245L113 247L112 248L113 254L112 253H111V255L109 254L110 256H108L106 254L107 250H105L108 246V243H109V241H108ZM173 236L175 237L176 240L174 239ZM248 236H250V235H248ZM81 237H82V241L79 242L77 249H75V252L73 254L67 253L68 247L70 248V244L72 243V241L75 238H81ZM60 238H61V240H64V243H65L64 246L66 248L64 246H60V244L58 245V242H60V240H59ZM183 238H185L186 241L183 240ZM235 238L233 239V240H235V242L230 239L231 243L232 242L234 243V244H232L233 246H236L237 245L236 243H239V244H240V242L243 243V241L241 239L244 240V244H246L245 242H247L246 236L245 237L244 236L238 237L239 240H238V238H236L237 241ZM32 239H34V240H32ZM49 240L53 241L51 245H54V244L56 245V243H57L58 246L50 248ZM225 240L228 242L224 243ZM248 240H251V237ZM15 241H17V240L15 239ZM123 243L127 244L125 247H128V252H127L128 256H127L126 260L123 259V255H122L123 253L121 254L122 249L120 250V247H121V245H123ZM231 243L229 245H230V247H233L231 245ZM247 246H248V244L246 246L244 245V247H242V249L240 248L241 251L244 250L243 254H245V253L247 255H248V253L252 254L255 249H253V248L248 249ZM250 246H252L251 243H250L249 247ZM35 247H36V249H35ZM188 247H189V249H187ZM240 247H241V245H240ZM235 248L237 249V247H235ZM65 249H67V250H65ZM159 249H161V251H158ZM226 250H224V251H226ZM232 250H234V251L231 252ZM232 250H229V251L231 253H234L236 251L235 249H232ZM229 251H226V252H228L226 255L231 254ZM237 251L239 252L238 249H237ZM241 251H240V253L242 254ZM66 253H67V255H66ZM91 254H90V256H91ZM90 256H88V258ZM32 260H33V257L31 258V261ZM152 263H154V262H152ZM152 263L150 262L149 264H152ZM154 264H156V263H154ZM157 264H159V262H157Z\"/></svg>",
  "mask_w": 264,
  "mask_h": 264
}]
</instances>
